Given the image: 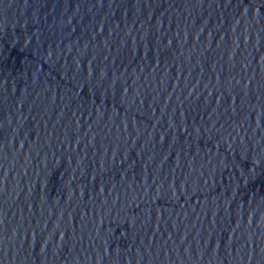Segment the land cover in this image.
<instances>
[{"label":"water","instance_id":"1","mask_svg":"<svg viewBox=\"0 0 264 264\" xmlns=\"http://www.w3.org/2000/svg\"><path fill=\"white\" fill-rule=\"evenodd\" d=\"M0 264H264V0H0Z\"/></svg>","mask_w":264,"mask_h":264}]
</instances>
